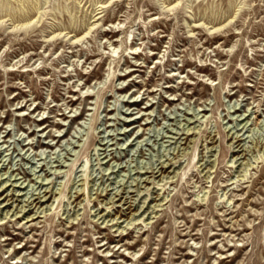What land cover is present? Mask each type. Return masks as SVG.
<instances>
[{
	"label": "rangeland",
	"instance_id": "obj_1",
	"mask_svg": "<svg viewBox=\"0 0 264 264\" xmlns=\"http://www.w3.org/2000/svg\"><path fill=\"white\" fill-rule=\"evenodd\" d=\"M0 264H264V0H0Z\"/></svg>",
	"mask_w": 264,
	"mask_h": 264
},
{
	"label": "bare ground",
	"instance_id": "obj_2",
	"mask_svg": "<svg viewBox=\"0 0 264 264\" xmlns=\"http://www.w3.org/2000/svg\"><path fill=\"white\" fill-rule=\"evenodd\" d=\"M28 207V206H27Z\"/></svg>",
	"mask_w": 264,
	"mask_h": 264
}]
</instances>
